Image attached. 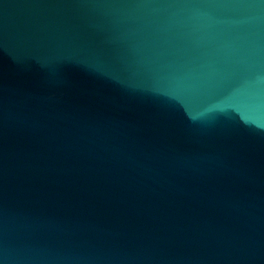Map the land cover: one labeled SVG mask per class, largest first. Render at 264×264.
Listing matches in <instances>:
<instances>
[{
    "label": "water",
    "instance_id": "obj_1",
    "mask_svg": "<svg viewBox=\"0 0 264 264\" xmlns=\"http://www.w3.org/2000/svg\"><path fill=\"white\" fill-rule=\"evenodd\" d=\"M133 264H264L262 0H0V227Z\"/></svg>",
    "mask_w": 264,
    "mask_h": 264
},
{
    "label": "clouds",
    "instance_id": "obj_2",
    "mask_svg": "<svg viewBox=\"0 0 264 264\" xmlns=\"http://www.w3.org/2000/svg\"><path fill=\"white\" fill-rule=\"evenodd\" d=\"M144 259L105 249L73 228L0 227V264H133Z\"/></svg>",
    "mask_w": 264,
    "mask_h": 264
},
{
    "label": "snow or ice",
    "instance_id": "obj_3",
    "mask_svg": "<svg viewBox=\"0 0 264 264\" xmlns=\"http://www.w3.org/2000/svg\"><path fill=\"white\" fill-rule=\"evenodd\" d=\"M262 2H264V0H262Z\"/></svg>",
    "mask_w": 264,
    "mask_h": 264
}]
</instances>
